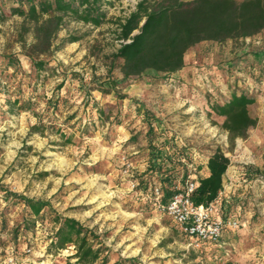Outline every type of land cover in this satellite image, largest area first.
<instances>
[{
    "label": "rangeland",
    "instance_id": "1",
    "mask_svg": "<svg viewBox=\"0 0 264 264\" xmlns=\"http://www.w3.org/2000/svg\"><path fill=\"white\" fill-rule=\"evenodd\" d=\"M111 1L115 4L100 27L65 16L51 50L38 54L49 63L47 74L39 78L26 55L34 50V23L14 14L13 3L7 0V17L0 23V55L20 54L25 70L33 73L25 78L22 90L26 96H37L39 103L29 111L11 113L6 111L5 95H0V187L45 200L52 211L93 229L108 248V264H131L130 258L134 264H224L227 260L243 264L235 255L241 258L247 252L238 247H196L158 209V177L146 172L149 126L143 110L155 119L157 134L165 130L164 139L188 152L184 162L190 173L205 174L209 157L218 148L226 152L231 159L228 190L238 187L240 195L225 209L224 218L239 220L244 211H251L253 221L264 223V177L251 179L248 174L249 166L264 170V80L249 74L243 80L245 75H240L247 86L259 88L250 106L258 123L246 138L232 143L223 128L224 118L208 111L212 103L238 89L224 83L232 74L219 75L217 69L230 71L246 62L260 69L264 58L256 56L264 51V30L245 39L196 45L188 52L187 71L176 76L180 82L174 91L153 79L162 75L146 72L140 83L117 88L119 96L128 97H116L101 91L123 76L120 62L110 71L112 54L120 45L115 22L139 0ZM14 80L17 85L19 77ZM53 94L62 97L60 107L47 114V98ZM97 105L107 116L100 117ZM41 113L43 130H33L39 121L36 114ZM58 128L73 141L61 137ZM143 178L151 179L148 188L141 185ZM27 217L32 220L28 230L23 224ZM34 219L22 203L6 199L0 191V264H76L70 257L74 246L48 252L55 225L48 218L33 225ZM256 234L264 238L262 227ZM255 253L258 259L246 264H264L263 246Z\"/></svg>",
    "mask_w": 264,
    "mask_h": 264
},
{
    "label": "trees",
    "instance_id": "2",
    "mask_svg": "<svg viewBox=\"0 0 264 264\" xmlns=\"http://www.w3.org/2000/svg\"><path fill=\"white\" fill-rule=\"evenodd\" d=\"M14 14H19L26 21L34 23L35 42L34 50L26 53L32 70L37 77L47 74L46 60L38 54H44L51 50L53 39L60 30L65 16H71L75 20L100 27L108 20V8L115 3L111 0H10ZM7 0H0V23L6 17ZM116 23V36L120 45L112 54L110 71L120 62L122 77L119 80L109 81L111 87L101 88L102 92L115 93L119 96V86L128 88L142 80L141 75L146 72L162 75L163 78H153L155 82L170 86L175 90L179 83L176 74L186 65V55L196 45L204 41L225 42L252 37L264 30V0H139L135 8L124 18H119ZM75 39V38H74ZM264 52V51H263ZM20 54L10 53L0 55V95H5L6 111H29L37 106V96H26L22 90V84L28 73ZM264 58V54H262ZM257 71L256 64L246 62L245 66L238 65L239 71H246L250 77L264 80V60ZM254 68L251 74L249 69ZM236 69V68H234ZM12 72L10 73V71ZM257 71V72H256ZM223 76L230 71H222ZM19 77V83L15 80ZM215 79V77H214ZM257 83V82H256ZM264 83V81H263ZM259 84V83H258ZM61 85V84H60ZM231 95L224 100L212 103L208 109L210 114L223 117V128L229 133L232 143L238 138H246L251 128L257 125L258 120L250 111V106L256 102L254 91L259 88L247 86L244 81H233L230 87ZM102 87V86H101ZM61 96L53 94L47 98L46 113L52 109L57 112L60 107ZM134 101V100H133ZM100 117L107 116V111L98 105ZM145 120L148 122V176L158 177L156 188L161 189V201L167 203L178 191L186 188L190 180L196 182L197 187L191 198L195 204L209 205L212 202L220 205V210L225 217V209L231 203L237 201L240 195L238 189L231 192L225 191V176L231 164L230 157L221 148H218L208 159L205 174L190 173L184 159L188 156L185 149L168 142L166 131L157 130L150 118V112L143 110ZM39 121L33 125L36 131L43 130L42 113L36 114ZM71 115L69 118L72 119ZM67 120V122L69 121ZM57 131L67 142H72L63 128ZM198 167L202 166L199 165ZM248 174L252 178L263 176L264 170L249 166ZM151 179L143 178L141 185L148 188ZM181 186V188L179 187ZM0 191L6 193V199H14L22 203L29 216H34L33 225L37 220L42 222L46 218L55 225L51 243L48 246L49 253L68 249L74 246L75 252L70 256L76 259V264H108V248L99 242V236L93 229L84 225L74 217L63 216L52 211L50 204L42 199L33 198L24 194L9 192L7 188L0 187ZM30 220L25 218L23 224L26 230L30 229ZM16 228V237L19 232ZM224 247V236L215 247ZM134 264V258L128 259ZM224 264H237L227 260Z\"/></svg>",
    "mask_w": 264,
    "mask_h": 264
},
{
    "label": "built area",
    "instance_id": "3",
    "mask_svg": "<svg viewBox=\"0 0 264 264\" xmlns=\"http://www.w3.org/2000/svg\"><path fill=\"white\" fill-rule=\"evenodd\" d=\"M197 184L190 180L186 188L176 192L167 203L161 201V191L157 188L158 209L168 214L196 247L219 244L227 228L237 229L241 221L233 218L226 220L218 203L209 205L195 204L191 195Z\"/></svg>",
    "mask_w": 264,
    "mask_h": 264
},
{
    "label": "crops",
    "instance_id": "4",
    "mask_svg": "<svg viewBox=\"0 0 264 264\" xmlns=\"http://www.w3.org/2000/svg\"><path fill=\"white\" fill-rule=\"evenodd\" d=\"M262 54H264L263 51L259 52V54L256 56L257 58H261ZM188 55V53H187ZM186 55V65L185 67L176 75H182L185 71H187L188 69V57ZM218 66H216L217 68ZM222 68L221 69H217L216 72L219 75H222L221 73ZM230 74H232V77L230 80H226L223 79V77L221 78L220 76H218V80H224V83L227 84V86H230L233 81H237L239 83H242L241 79H240V75H245V77L243 78V80H246V78H248V76H246V71H239L238 66L236 67V69H232L230 70ZM225 78V77H224ZM229 79V78H228ZM163 85V84H160ZM166 90V89H165ZM228 179H229V174L227 172L226 176H225V191L226 192H231L234 191V189H238V187H235L234 189L230 188V190H228ZM251 186V185H250ZM230 187V186H229ZM240 213V211H239ZM242 218L239 219L241 221V226L238 229H233V231H229L228 229L225 230L224 232V247H228V248H232V247H238L240 250H242V252H247V253H243L242 257H237V255H235V257L237 258V260H242L241 263L246 264L248 263L249 260H257L258 258H256V251H258V248H261L263 246L264 248V238H257V234L256 231L257 229H259V227H262V230H264V223L262 222H255L252 220V212L251 211H244V215L242 214L241 216ZM231 229V228H229ZM250 251H252V253H250ZM238 256L240 255L239 252ZM256 258V259H254Z\"/></svg>",
    "mask_w": 264,
    "mask_h": 264
}]
</instances>
